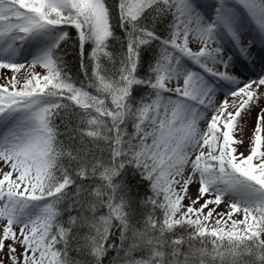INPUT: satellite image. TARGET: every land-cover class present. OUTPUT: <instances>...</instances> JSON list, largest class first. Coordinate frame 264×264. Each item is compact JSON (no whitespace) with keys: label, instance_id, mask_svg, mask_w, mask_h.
Here are the masks:
<instances>
[{"label":"snow or ice","instance_id":"obj_1","mask_svg":"<svg viewBox=\"0 0 264 264\" xmlns=\"http://www.w3.org/2000/svg\"><path fill=\"white\" fill-rule=\"evenodd\" d=\"M0 69V264H264V0H0Z\"/></svg>","mask_w":264,"mask_h":264},{"label":"rangeland","instance_id":"obj_2","mask_svg":"<svg viewBox=\"0 0 264 264\" xmlns=\"http://www.w3.org/2000/svg\"><path fill=\"white\" fill-rule=\"evenodd\" d=\"M238 73H240V74H243L242 72H241V70L240 69H238ZM0 72H10V70H7V69H0ZM250 127H251V124L249 125ZM221 207H223V204H221ZM0 255H3L2 253H0ZM6 264H7V262H6Z\"/></svg>","mask_w":264,"mask_h":264},{"label":"bare ground","instance_id":"obj_3","mask_svg":"<svg viewBox=\"0 0 264 264\" xmlns=\"http://www.w3.org/2000/svg\"><path fill=\"white\" fill-rule=\"evenodd\" d=\"M238 69H240V67L239 66H236V68L234 70L237 71V72H239ZM250 124H251V122H250ZM245 143H247V141H245Z\"/></svg>","mask_w":264,"mask_h":264}]
</instances>
